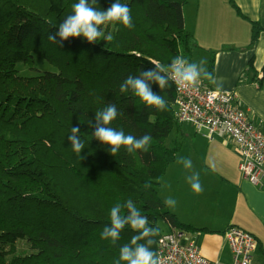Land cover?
I'll return each mask as SVG.
<instances>
[{"label":"trees","instance_id":"obj_1","mask_svg":"<svg viewBox=\"0 0 264 264\" xmlns=\"http://www.w3.org/2000/svg\"><path fill=\"white\" fill-rule=\"evenodd\" d=\"M77 2L0 0V264H116L119 248L135 233L125 227L113 244L101 232L111 207L128 200L149 226H158L155 251L165 233L196 229L181 223L159 194L181 151L178 141L167 144L182 128L175 84L169 81L160 91L149 82L167 102L163 111L146 107L131 91L120 92L128 76L154 68L150 61L169 65L183 55L192 62L197 44L186 28L188 0H120L129 6L133 26L104 24L112 27L103 32L111 42L57 37L61 47L49 41ZM112 2L97 0L94 6L103 10ZM260 31L255 23L253 40ZM37 57L55 71L22 76L17 67L36 71ZM110 103L118 111L110 126L138 138L151 134L146 150L130 154L121 147L112 156L110 146L93 137L95 113ZM72 126L80 127L79 155L68 139ZM19 241L33 253L18 255Z\"/></svg>","mask_w":264,"mask_h":264},{"label":"crops","instance_id":"obj_2","mask_svg":"<svg viewBox=\"0 0 264 264\" xmlns=\"http://www.w3.org/2000/svg\"><path fill=\"white\" fill-rule=\"evenodd\" d=\"M184 14L186 28L197 44L192 62L199 51L208 53L207 70L210 72L213 63L210 73L217 84L203 78L199 82L209 89L233 92L237 104L264 132V0H188ZM255 23L261 28L257 40H253ZM184 127L182 124L180 132H174L175 141L189 145L181 144L177 162L169 166L161 181L159 191L166 196L163 201L169 197L176 201L170 210L181 223L207 230L186 232L211 261L233 263L226 236L231 227L250 232L264 251V183L256 186L243 176L241 151L232 140L210 139L193 125L187 130ZM186 148L183 158L192 161L191 169L179 162ZM194 173H199L203 188L199 194L187 182ZM254 264H261L259 252Z\"/></svg>","mask_w":264,"mask_h":264},{"label":"clouds","instance_id":"obj_3","mask_svg":"<svg viewBox=\"0 0 264 264\" xmlns=\"http://www.w3.org/2000/svg\"><path fill=\"white\" fill-rule=\"evenodd\" d=\"M97 0H78L72 5V14L68 15L59 25L54 34L48 36L49 41L58 43L66 41L70 37L79 38L83 36L89 43H96L101 37L105 41L111 42L113 37L111 34L104 36L100 30V26L109 22H120L125 27L131 28L132 18L131 10L127 4H123L120 0H113L107 9L98 10L94 5ZM61 47L62 45L58 43ZM154 68L148 71H141L137 77L128 76L120 85L121 93L131 91L135 97L146 107H154L163 111L167 107L165 99L150 87V83L159 85L160 91H163L172 81L178 91L188 89L195 86L201 78L217 84L215 77L206 68V59L199 62H189L183 55L176 56L171 60L169 65L161 64L159 61H150ZM219 86V85H218ZM118 115L115 104H108L105 108L95 113L96 127L92 134L96 140L103 144L109 145V153L115 156L121 147H124L128 153H135L137 150H146L152 140L151 134H145L139 138L125 134L121 130L111 127L112 121ZM91 125V122H90ZM80 133L79 126H72L71 135L68 139L71 141L72 150L79 155L84 149V144L78 136ZM179 162L186 169L192 168V161L187 158L179 157ZM187 182L191 189L199 194L203 191L200 183L199 173L187 177ZM150 185H146L149 187ZM164 204L169 208L176 206V201L171 197L164 200ZM127 209V213L124 212ZM109 224L105 225L101 238L110 240L115 244L121 236V232L125 227L135 233L129 243L119 248V259L116 264H164L159 253L153 249L155 240L153 239L159 234V228L149 226L148 218L141 215L132 200H128L123 204L117 203L109 210ZM144 241V243H140Z\"/></svg>","mask_w":264,"mask_h":264},{"label":"built area","instance_id":"obj_4","mask_svg":"<svg viewBox=\"0 0 264 264\" xmlns=\"http://www.w3.org/2000/svg\"><path fill=\"white\" fill-rule=\"evenodd\" d=\"M175 104L179 123L191 124L198 132L205 131L210 139L217 136L232 140L241 151L243 176L256 186L264 183V132L237 104L233 92L209 89L198 82L188 89L177 90ZM226 236L233 255L232 264H254L258 248L254 235L231 227ZM157 252L164 264H221L207 259L181 229L161 236Z\"/></svg>","mask_w":264,"mask_h":264},{"label":"rangeland","instance_id":"obj_5","mask_svg":"<svg viewBox=\"0 0 264 264\" xmlns=\"http://www.w3.org/2000/svg\"><path fill=\"white\" fill-rule=\"evenodd\" d=\"M70 14H72V10L70 11L69 15ZM111 28H112L111 26H106V25H101L100 26V30L102 32H105L107 29L111 30ZM199 53L200 54L196 58V62H199L201 59H206L207 63H206L205 66L207 68L208 67V64H209V61H208V53H206V52H200V51H199ZM36 62H37V64H36V68H37L36 71L30 70L29 67L24 66L23 64L19 65L17 67V69L20 71V74L22 76H26V77L33 76V75H38V74H43L46 71H53V72L55 71V69L51 65H49L47 62L43 61L42 59H40L38 57L36 58ZM7 111H8V109H7ZM31 113H36V111H34V112L30 111L29 113H27V115H29ZM179 124H181V123H179ZM184 126H185L184 129L187 130L188 129L187 127L188 126H191V125L184 124ZM175 138H176V135H175V133H173L170 136L169 140H168V143H167L168 146H171V145L177 143V140L175 141ZM179 144H185V147H187L189 145V142H185L184 140H179ZM185 155H187V148L181 152V156L180 157H185ZM159 194H160L161 198L162 197H164V198L166 197V196H164V194L161 191H159ZM32 253H33V251L31 249V246H30L29 243H27L25 241H19L17 243V254L18 255L24 256V255H30ZM9 259H10V257H9Z\"/></svg>","mask_w":264,"mask_h":264}]
</instances>
